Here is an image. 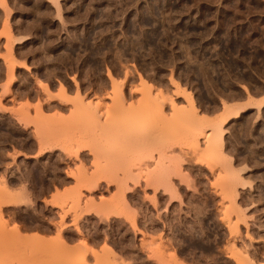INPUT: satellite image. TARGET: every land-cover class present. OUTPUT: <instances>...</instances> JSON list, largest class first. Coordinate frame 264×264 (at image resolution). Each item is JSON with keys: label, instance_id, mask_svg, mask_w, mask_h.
Wrapping results in <instances>:
<instances>
[{"label": "rangeland", "instance_id": "1", "mask_svg": "<svg viewBox=\"0 0 264 264\" xmlns=\"http://www.w3.org/2000/svg\"><path fill=\"white\" fill-rule=\"evenodd\" d=\"M263 173L264 0H0V264H264Z\"/></svg>", "mask_w": 264, "mask_h": 264}, {"label": "bare ground", "instance_id": "2", "mask_svg": "<svg viewBox=\"0 0 264 264\" xmlns=\"http://www.w3.org/2000/svg\"><path fill=\"white\" fill-rule=\"evenodd\" d=\"M146 9V8H145ZM153 13V12H152ZM141 15V14H140ZM137 18V17H136ZM141 19V18H140ZM113 20V19H112ZM143 21V20H142ZM220 21V20H219ZM135 24V23H134ZM220 32V31H219ZM228 35V34H227ZM74 36V35H73ZM219 38V37H218ZM236 41V40H235ZM81 44V43H80ZM226 44H228V43H226ZM178 47V46H177ZM195 48V47H194ZM181 51V50H180ZM186 53V52H185ZM186 55V54H185ZM83 57V56H82ZM103 59V58H102ZM101 59V60H102ZM153 60V59H152ZM65 62V61H64ZM144 62V61H143ZM62 63V62H61ZM110 63V62H109ZM90 64V63H89ZM223 64H224V62H223ZM99 65V64H98ZM76 66V65H75ZM205 66V65H204ZM211 67V66H210ZM93 68V67H92ZM182 68V67H181ZM68 69V68H67ZM83 69V68H82ZM118 69V68H117ZM197 70V69H196ZM224 70V69H223ZM87 71V70H86ZM152 71V70H151ZM192 71V70H191ZM86 74V73H85ZM91 74H93V73H91ZM187 77V76H186ZM138 78H139V80H140V85H141V89H137L136 90V92H140V94H142L141 96H143V99H141L136 105L135 104H128L127 105V101L125 100L126 98L124 97V92H123V86H124V82L122 81V82H120V83H116V81H115V79L113 78V75L111 74V72H109V71H107V79H108V82H111V84L112 85H114L115 86V92H113L115 95H113V99H112V101H113V104H112V108H111V106H110V108L107 110H105V111H107V114L108 113H111L112 112V110H117L118 112H119V115H121V113H127L128 115H130V111H132V112H134L135 113V111H136V109H137V112L139 111V113H140V111L142 110L143 111V107H146V106H152L153 107V110H156L157 112L159 111L160 113L162 112V108H163V106H164V104H166L165 102H166V99H167V97H165V95L163 94V91L161 92V91H158V93L157 94H155V95H152L151 94V90H152V88H153V86L150 84V83H148V82H146L145 80H144V78L142 77V76H138ZM185 79V78H184ZM10 80H12V78L10 79ZM202 80V79H201ZM73 82H74V86H75V88L77 89V99H74V101H77V103H76V105H75V109H74V111L76 112V114H79L81 111H83V112H85L86 111V113H87V115H88V117L89 118H91V119H93V120H97V119H99V112L101 111L100 109L102 108H100V105H95V106H93V105H91L90 103L88 104V103H86L85 105H84V103L82 102L83 100H82V98H81V95L79 94V87H78V82H76L74 79H73ZM171 84L172 85H174L176 88H178L179 89V85H178V83L177 82H175L174 81V79H171ZM11 83V82H10ZM225 83V82H224ZM41 85H43V84H41ZM113 87V86H112ZM42 89H44L45 91L44 92H47L48 91V88H47V85L45 84V85H43L42 86ZM60 89H62V92L63 91H66V89H65V87H64V85H61L60 84ZM100 89V88H99ZM113 89V88H112ZM7 90H8V92L10 91V89L9 88H7ZM135 91V90H134ZM11 92V91H10ZM9 92V93H10ZM181 92V91H180ZM64 93V92H63ZM176 94L179 96V92H176ZM186 93L184 92V91H182L181 93H180V95L181 96H183V95H185ZM201 94V93H200ZM214 94V93H213ZM49 95V94H48ZM185 98H186V101H187V106L186 107H183V108H179V109H177V106L175 105V103H174V101H172V99L170 100V104H171V106H172V108H173V111L175 112V113H177V114H175V117H176V115H177V117L178 116H183V117H181V118H187V119H194V120H196V107H195V105H194V102H193V100H192V97H191V94H186L185 96H184ZM169 100H167L168 101V103H169ZM203 101V100H202ZM75 103V102H74ZM136 107H135V106ZM145 105V106H144ZM147 108V107H146ZM149 108V107H148ZM155 108V109H154ZM227 108V107H226ZM231 108V107H230ZM225 109V110H227V112L225 111V113H227V114H225V116L224 117H222V121L220 120V125L222 124V123H224L225 121H227V119L230 117L231 118V116L232 117H234L235 115H237V113H234V112H236V111H234L232 108V111H231V109ZM38 109H40V108H38ZM140 109V110H139ZM150 109V108H149ZM152 110V109H151ZM40 111V110H39ZM43 111V110H42ZM148 111V110H147ZM165 111V110H164ZM79 112V113H78ZM121 112V113H120ZM136 112V113H137ZM237 112H238V114H239V111L237 110ZM43 113V112H42ZM134 113H132L133 115H134ZM136 113H135V115H136ZM82 114V113H81ZM80 114V115H81ZM85 114V113H84ZM123 114V115H124ZM127 114H125V116L127 115ZM40 115H42V114H40ZM86 115V116H87ZM114 115V114H113ZM110 116V115H109ZM42 117V116H41ZM44 117V116H43ZM235 117H237V116H235ZM95 120V121H96ZM108 120V119H107ZM98 121V120H97ZM55 135V134H54ZM166 136V135H165ZM176 136V135H175ZM220 138H222V132H219L218 133V135H217V141H219V142H217V144H215V142H212V143H214V145L213 144H210L211 145V147H212V149H213V147H214V152L218 149L219 150V148H217L218 146V144L220 145V141L221 140H219ZM210 139V138H209ZM208 139V140H209ZM210 141V143H211V140H209ZM213 141V140H212ZM48 142V141H47ZM43 144H44V142H42ZM46 143V142H45ZM138 143V142H137ZM173 143V142H172ZM80 144V143H79ZM77 145H78V143H77ZM81 145H83V144H81ZM80 145V146H81ZM80 146H78V147H80ZM82 147V146H81ZM85 147V146H84ZM83 147V148H84ZM83 148H79V149H83ZM216 149V150H215ZM217 152V151H216ZM215 152V153H216ZM75 153V152H74ZM240 154V153H239ZM250 154V153H249ZM248 158H249V156H248ZM247 158V159H248ZM210 159V158H209ZM183 160V159H182ZM225 161V163L224 162H222V163H224L226 166H224V167H227L228 165H229V167H231L230 165V163H231V159H224ZM249 160V159H248ZM208 165V164H207ZM80 167V166H79ZM29 168V167H28ZM33 168V167H32ZM32 168L31 169H29V170H32ZM42 169V168H41ZM42 171V170H41ZM82 171V170H81ZM238 173V172H237ZM235 174H236V172H235ZM22 175V174H21ZM39 175V174H38ZM37 176V175H36ZM79 176V175H78ZM131 176V175H130ZM263 176H264V173H263ZM34 177V176H33ZM75 177V176H74ZM235 177V176H234ZM238 177V176H237ZM237 177H235V178H237ZM262 177V176H261ZM35 178V177H34ZM78 178V177H77ZM92 178V177H91ZM264 181V180H263ZM36 182V181H35ZM78 182V181H77ZM90 182V181H89ZM137 182H139V181H137ZM236 182V181H235ZM242 183V182H241ZM83 184V183H82ZM5 186V184H2L1 186H0V189L2 188V187H4ZM89 185V184H88ZM93 186V185H92ZM43 187V186H42ZM94 187V186H93ZM2 189H5V190H3V195H4V193H6L5 195L8 197V200H7V198H6V200L3 198V196H2V200H1V202H0V206H2V205H11V204H15V203H21V202H24L25 200H24V198L26 197V196H20V193L19 194H17V195H19L18 197H15V193L13 192V191H11V193L12 194H10V192H8L7 190V186L6 187H4V188H2ZM23 190H25V189H23L22 188V191ZM2 193V190H1V192H0V194ZM13 193H14V195H13ZM18 193V192H17ZM24 193H26V192H24ZM2 195V194H1ZM4 195V196H5ZM22 195H25V194H22ZM5 196V197H6ZM57 196V195H56ZM1 197V196H0ZM23 197V198H22ZM236 197V195L234 196V198ZM1 199V198H0ZM27 199H28V197H27ZM26 199V200H27ZM5 200V201H4ZM28 201V200H27ZM15 205H17V204H15ZM12 206V205H11ZM231 208H234V210L236 209V207H235V205H233ZM238 208V207H237ZM227 211V210H226ZM225 211V212H226ZM229 211V210H228ZM1 214V213H0ZM226 214V213H225ZM3 217L0 215V223L4 226V227H7V223H9V222H7L6 223V221L4 220V219H2ZM5 222H4V221ZM239 220V219H238ZM237 220V221H238ZM9 225V224H8ZM233 225V224H232ZM3 228V227H2ZM228 228H229V233H231V234H234V235H237L238 234V225L236 224V223H234V225L233 226H231V225H229V223H228ZM6 230H9V229H7L6 228ZM20 229H19V226H14V228H13V231H12V229L10 230V232L11 233H16V236H17V238H18V235L19 234H21L20 233ZM7 232V231H6ZM10 232L8 231V233L10 234ZM4 235V234H3ZM12 235V234H11ZM9 236V235H8ZM23 237H24V235H23ZM31 237V236H30ZM30 237H24L25 239H26V241L28 240V241H30V240H32V241H37L38 243H43L44 244V242H45V239H44V237L43 236H41V235H38V234H34V236H32L31 238ZM6 238V237H5ZM12 238H13V236H12ZM16 238V239H17ZM24 238L22 239L21 237H20V239L22 240V241H25L24 240ZM14 239H15V237H14ZM33 239H35V240H33ZM19 240V239H18ZM58 240H59V243L60 244H62L63 246H64V241H63V239L60 237V238H58ZM35 241V242H36ZM42 244V245H43ZM45 244H46V242H45ZM40 245V244H39ZM85 245V244H84ZM232 245V244H231ZM28 246V245H27ZM58 246H60V247H63V246H61V245H58ZM65 247V246H64ZM84 247V246H83ZM86 247V246H85ZM68 248V247H67ZM86 249V248H85ZM230 249H232L231 250V255L230 256H232L234 259H235V261L238 263V264H245V262H247L248 264H255V262H253L252 261V259L250 258L249 259V257H244V255H245V252H240L239 250H236L235 249V251H234V247H233V245H232V248H230ZM108 250V253L109 254H111V249H107ZM244 251V250H243ZM247 253V252H246ZM66 254V253H65ZM83 255V254H82ZM174 255V254H173ZM172 255V256H173ZM106 258V257H105ZM174 258H175V256H174ZM108 259V258H107Z\"/></svg>", "mask_w": 264, "mask_h": 264}]
</instances>
